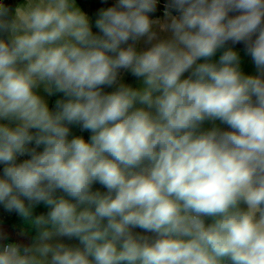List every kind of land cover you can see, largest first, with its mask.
<instances>
[{
  "label": "clouds",
  "instance_id": "1",
  "mask_svg": "<svg viewBox=\"0 0 264 264\" xmlns=\"http://www.w3.org/2000/svg\"><path fill=\"white\" fill-rule=\"evenodd\" d=\"M157 4L117 0L95 34L76 0L0 2V205L36 230L0 264H264V0Z\"/></svg>",
  "mask_w": 264,
  "mask_h": 264
},
{
  "label": "rangeland",
  "instance_id": "2",
  "mask_svg": "<svg viewBox=\"0 0 264 264\" xmlns=\"http://www.w3.org/2000/svg\"><path fill=\"white\" fill-rule=\"evenodd\" d=\"M20 0H9L8 3L3 2L5 5H7L10 9H14V7L16 6V4L19 2ZM161 23L165 22L166 17L163 16L161 18H158ZM154 30L157 32V37L158 39H170L171 38V32L169 31H162L160 29V27L154 26ZM161 32H163V35H161ZM161 35V36H160ZM160 36V37H159ZM0 38H7V34L6 33H0ZM137 47L140 49H143L145 47H147V45L144 44L143 40L139 41L137 43ZM241 57V70L244 74L246 75H258V69L256 68L255 64L253 63V61L251 60V57L248 56L245 51L241 50V49H237L235 48ZM219 55L220 52L217 53V55L213 58L214 60L219 59ZM129 74V81L127 84H130L133 87H138L140 85V80L138 79L137 82H132L134 79V76L131 73ZM188 73H185V76H187ZM136 78V77H135ZM132 79V80H131ZM126 83L125 80L121 81ZM115 90V88L113 89V91ZM39 94L44 97V99L47 101L48 105L50 104V97L47 95V93H44L43 91V86L40 87V89H38ZM44 94V95H42ZM53 110V109H52ZM9 123V122H7ZM204 128L205 130L211 129L212 127H219L221 130H229L227 125L222 124L220 121H215V122H211V121H206L204 124ZM14 126V125H13ZM0 169L2 171L3 169V165H0ZM99 190L100 192H105L106 189L100 185L99 183H96L93 185V191ZM242 207H245L244 205H242ZM49 211V208L46 205H41V206H34L33 211H32V215L33 218L37 215L40 214H46ZM17 221L13 222L12 224H0V247L4 246L5 244L8 243H17L20 244L22 247L23 246H28L30 245V243L33 241V238L36 235V230L35 228L31 225L29 220H26L20 216H16ZM134 234H138V235H150L149 233H144L143 230L136 228L133 229ZM23 233V235L21 234Z\"/></svg>",
  "mask_w": 264,
  "mask_h": 264
},
{
  "label": "trees",
  "instance_id": "3",
  "mask_svg": "<svg viewBox=\"0 0 264 264\" xmlns=\"http://www.w3.org/2000/svg\"><path fill=\"white\" fill-rule=\"evenodd\" d=\"M0 2H6L8 3L9 0H0ZM77 6L81 8L82 11H84L90 19V23L92 26V30L95 34H100L99 30L95 27V20L98 18V13L99 10L104 8H108L111 7L113 5H115L117 3V0H76ZM170 3V0H158V4H157V8L156 11L153 13H150V17L153 19H158L161 18L163 16H165V12L169 11L171 12L172 15H179V13L174 10V9H168L166 8V5ZM237 13H230V15H235ZM253 39H255V36H253ZM129 43H132V41H129ZM230 46L237 48V49H241L244 51V44L240 43V44H236V45H231ZM124 72V70H121L120 75ZM113 87L109 88V87H105L104 91L105 92H112L113 91ZM63 97L62 93H55L54 95H52L50 97V104L49 107L50 109L55 110V102L57 99H61ZM71 128V132L73 135H81L83 136L86 140L90 138L91 133L88 131H81V129L79 128V126H75L72 125L70 126ZM29 148L35 147L34 144H31L28 146ZM41 148H37V151H41ZM29 158L27 155L25 156H21L18 157L17 162H20L24 159ZM0 174H2V171L0 169ZM60 194V193H58ZM43 205V203H40L38 205L35 206H41ZM17 214L15 212H8L4 209L3 205H0V224H12L13 222L17 221L16 219Z\"/></svg>",
  "mask_w": 264,
  "mask_h": 264
},
{
  "label": "crops",
  "instance_id": "4",
  "mask_svg": "<svg viewBox=\"0 0 264 264\" xmlns=\"http://www.w3.org/2000/svg\"><path fill=\"white\" fill-rule=\"evenodd\" d=\"M23 2H24V0H20V1L16 4V6H17L18 4L23 3ZM16 6H15V7H16ZM15 7H14V9H15ZM14 9H13V10H14ZM161 35H163V32H161ZM161 35H160V36H161ZM160 36H159V37H160ZM159 39H160V38H159ZM128 73H129V72L124 71V72L120 75V77H119L120 82L123 81V80H125L126 83H128V81H129V80H128V79H129V77H128L129 74H128ZM132 79H134V80L132 81V82H134V83L137 82V80H138V78H135V77L132 78ZM132 79H131V80H132ZM129 85H130V84H129ZM139 86H140V85H139ZM139 86H138V87H139ZM114 88H115V86H114ZM114 88H113V89H114ZM43 91H44V90H43ZM44 93H45V92H44ZM42 95H44V94H42ZM49 97H51V96H49ZM7 122H8V121H0V123H7ZM202 128L205 130L204 125L202 126ZM55 239H58V240H60L61 242H64V243H66V244H68V245H70V246H79V241H78L77 239H71V240H69L68 238H54V240H55ZM32 242H33V241H32ZM32 242H31V243H32ZM31 243H30V244H31Z\"/></svg>",
  "mask_w": 264,
  "mask_h": 264
}]
</instances>
